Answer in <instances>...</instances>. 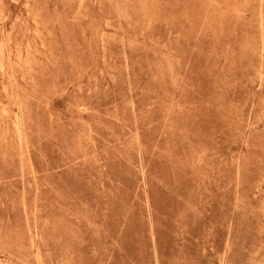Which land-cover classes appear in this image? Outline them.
<instances>
[{
	"label": "rangeland",
	"instance_id": "obj_1",
	"mask_svg": "<svg viewBox=\"0 0 264 264\" xmlns=\"http://www.w3.org/2000/svg\"><path fill=\"white\" fill-rule=\"evenodd\" d=\"M0 264H264V0H0Z\"/></svg>",
	"mask_w": 264,
	"mask_h": 264
}]
</instances>
